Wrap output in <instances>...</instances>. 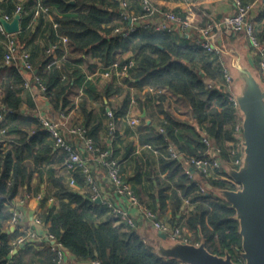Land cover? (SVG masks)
I'll return each mask as SVG.
<instances>
[{
    "label": "trees",
    "instance_id": "obj_1",
    "mask_svg": "<svg viewBox=\"0 0 264 264\" xmlns=\"http://www.w3.org/2000/svg\"><path fill=\"white\" fill-rule=\"evenodd\" d=\"M29 1L35 6L41 1L55 15L59 40L55 43L52 35V45L60 43L61 35H66L70 41L66 58L60 66L48 69L52 56L47 54L41 64L33 65L35 74L46 87L43 95L48 99L49 108L51 106V119L62 113H71L76 106L74 97L83 90L81 107L85 119L81 125L88 129V136L96 146L107 150V141H101L100 137L102 125L97 122L95 111H88L91 103L101 102L107 107L105 99L124 95L123 106L111 109L115 115L114 120L117 121L127 115L133 100L137 102L131 88H138L140 91L148 87L160 88L167 93L148 92L143 105L149 107L154 103L153 107L165 116V132L144 135L142 142L155 139L157 150L166 151L173 146L180 153L202 157L208 155V148L203 143V133H207L214 144L222 148V158L227 161L232 159L230 144L237 148L241 146L243 118L232 99L233 92L228 91L230 84L224 72V65H227L225 53L221 56L210 54L180 31L168 33L143 29L129 38L120 39L116 30L126 23L120 18L119 0ZM136 5L134 8L138 12L141 7ZM25 13L24 5L23 15ZM256 19L259 23L257 37L264 43V12ZM242 35L243 33L231 36L224 34L227 40H237ZM16 36L23 38L22 32ZM58 48L57 53L60 54L65 49L60 45ZM19 50L22 51L20 48ZM0 51L2 52L1 48ZM127 56L137 61V67L123 78L128 90H125L124 85L114 82L99 88L98 82L89 79L90 75L106 71L118 60L126 61ZM258 61L259 59L254 61V69L261 72ZM31 63L33 64L32 61ZM260 72L259 76L263 79ZM22 83L24 78L16 67L0 66V107L3 105L11 111L0 124V264H72L70 259L61 262L49 242L27 245L16 254L11 252V242L16 234L9 233L12 218L9 203L22 189L28 192L32 190L31 181L36 170L27 161L25 154L34 152L36 144L48 136L36 119L26 118L24 115L23 98L16 87ZM171 98L175 102H181L185 111L191 112L192 123L181 118L170 105H166ZM10 122V129H6L8 135L22 130L25 125L31 128L25 132L24 141L30 137L32 128L35 130V137L31 139L30 145L25 144L15 152L4 149L1 129L8 127ZM145 124L146 122L142 131L150 128ZM133 151L134 145L131 144L128 154ZM65 157L67 158L66 153L63 160ZM160 164L170 183L159 182L157 193L151 197H146L142 189L132 187L141 204L160 219V214L170 205L173 206L172 221L175 222L179 220L184 200H189L190 205L195 206L194 211L184 219L185 229L192 234L190 242H205L210 252L222 256L230 251L234 260L242 264L243 239L240 224L234 218L236 211L218 193L220 189H236L234 184L222 178L227 173L215 170L209 178L198 174V181H194L186 174L184 164L179 160L162 157ZM137 172L140 179L141 167ZM77 181L79 186L84 183L81 177H77ZM54 183L58 188V201L50 203V196L46 195L41 202L40 218L47 224L50 234L71 252L73 261L78 264L91 261L102 264H185L177 259L160 257L152 242L145 238L146 233L140 228L141 223L138 228L116 226L108 210L93 201L91 195L76 192L63 183L62 179H54ZM200 183L206 187V193L199 192Z\"/></svg>",
    "mask_w": 264,
    "mask_h": 264
},
{
    "label": "built area",
    "instance_id": "obj_2",
    "mask_svg": "<svg viewBox=\"0 0 264 264\" xmlns=\"http://www.w3.org/2000/svg\"><path fill=\"white\" fill-rule=\"evenodd\" d=\"M26 0H19V4L16 8V14H23L24 3ZM121 2L120 18L126 25L120 26L117 30V36L120 39H126L134 35L135 33L146 29L154 31H166L168 33L182 32L189 39H193L201 48L205 49L210 54L222 55V49L215 43L213 34L218 31L228 30L231 33H243L251 40V46L254 49L259 50V61L262 76L264 77V43H261L257 37L256 27L251 19V14L256 7H261L264 11V0H253L252 2H246L245 0H232L236 13L226 17L222 21L212 22L205 26L200 27L197 23L196 13L191 7L193 0H184L187 5V11L185 14H179L175 11L164 10L161 6L157 5L153 0H119ZM21 2V3H20ZM139 3L141 6V13L137 12L134 8V3ZM133 6V8H132ZM36 17H54L51 9L44 5L42 2H38L35 8ZM5 18L11 21L12 18L9 15L3 14V10L0 7V19ZM55 22V20H54ZM55 28L58 29V24L55 23ZM70 41L66 35L60 36V43L52 45L47 50V55L52 56V60L48 63V69L54 66H60L62 60L66 58ZM5 46L4 62L7 66L18 67L23 73H33L34 66L31 63V54L28 51H20L18 41L10 34H8L0 20V46ZM62 46L64 55L60 56L57 53L58 46ZM126 61L118 60L109 69L100 74L104 80H111L113 78L123 79L127 77L130 71L137 67L136 59L127 56ZM224 72L228 86V91L232 90V75L231 70L224 65ZM65 79V77H64ZM35 80L39 85L42 92H45L46 87L43 85L41 78L35 75ZM26 88H30L31 83L25 81ZM209 87H212L209 85ZM147 92L151 94H166L167 92L154 87H148ZM84 96L83 90L78 95L79 100ZM232 99L236 102V95L233 93ZM136 105V101H132V106ZM238 105V104H237ZM131 111V110H130ZM5 110L0 111V124L4 119ZM108 116L110 118V131L111 134L117 132V121H115V115L112 110H108ZM125 120L131 127H138L141 125L142 120L140 117L131 116V112H128L125 116ZM41 125L44 131L49 133L55 142L57 149L67 154V158L64 162L65 169L71 174L69 184L71 188H76L77 183L74 175L81 172L85 174L86 181L91 187L92 199L98 202L100 199L108 213L111 214L113 222L117 225H125L126 227L138 228L141 222L150 221L153 222V227L158 233H163L173 241H186L190 242V236H183L182 227H171L169 224L164 223L158 219L157 215L142 206L140 199L135 194L131 184L126 181L119 169L118 160L114 157V153L111 150H102L96 146L93 139L88 136V129L83 125H73L70 121V117L64 113L60 114L58 122H52L47 117L40 119ZM159 132L164 133L165 129L162 127ZM1 134L6 135L7 130L2 128ZM203 143L208 148V155L202 157L188 156L180 153L175 147L170 146L168 149V158L179 160L184 164L186 174L189 175L194 181H198V174H202L206 177H212L215 170L225 171L227 176H223L224 180L230 181L235 185V190L241 186L232 179L227 167L228 165L234 169H239L243 162L242 146L238 148L234 144H230L231 160L227 161L222 158V148L215 145L207 133H203ZM147 148L153 149L151 145ZM157 152V151H156ZM85 154H91L96 158L98 163L105 166L109 170L108 188L113 193L114 197L102 195V186L98 183L92 173L91 159L86 158ZM200 193H206V187L203 183L198 185ZM29 196L20 200L13 199L9 205L12 212V218L10 224L13 227H18L25 221L26 211L25 204L29 200ZM45 195L39 194L38 199L43 200ZM52 203L53 199H49ZM185 203L189 204V200H185ZM147 220V221H146ZM37 228L22 229L18 236L12 240V253H16L20 248L27 245H34L36 243L41 244L49 242L52 245V250L56 252L61 262L70 259L72 264H78L71 258V252L60 242L57 241L53 234H50L47 224L36 216L34 219ZM40 228V229H38ZM185 230V229H184ZM243 260V258H242ZM83 264H102L99 261H91Z\"/></svg>",
    "mask_w": 264,
    "mask_h": 264
},
{
    "label": "crops",
    "instance_id": "obj_3",
    "mask_svg": "<svg viewBox=\"0 0 264 264\" xmlns=\"http://www.w3.org/2000/svg\"><path fill=\"white\" fill-rule=\"evenodd\" d=\"M153 1L167 11H175L179 14H185L186 12L187 5L185 4L184 0ZM245 1L252 2L253 0ZM134 2L136 1L134 0ZM18 3V0H0V7L3 10V14L9 15L13 20L17 15L16 8ZM135 4H137L136 6L139 5V3ZM24 5L26 8V13L22 16L21 31L19 32H22L23 38L19 39L16 36L19 33L14 35V38L19 42V48L22 49V51L25 50L31 54V61L33 62V65L38 66L39 64H41L42 59L46 56V52L49 47H51L52 42L54 41L56 43L59 40V35L56 32L55 22L51 17H36V6L31 5V1L29 0H26ZM191 7L196 13L197 19L199 20L200 25L202 26H205L213 21H221L225 17L231 16L236 13V8L234 7L232 0H193ZM141 11V8L138 9L139 13H141ZM261 12L263 13L264 11L259 6L254 9L252 15L255 21L257 20L256 18ZM224 34H228V36H231V34L233 33L228 30H224L221 34L223 40L226 39ZM52 35H54L53 41L51 40ZM220 37L217 38V43L225 47L221 43ZM0 48L2 49V52L0 51V66H3L5 65V46L1 45ZM58 55L61 56L64 55V53H58ZM225 62L227 63V65H229V59L227 58V56L225 57ZM18 71L23 76L24 82L29 81L31 83L30 88H26L24 83L17 84L16 86L18 94L23 98L22 110L24 112L25 117L36 119L40 124V119L44 116L52 122H58L60 115L55 116L53 119H51L50 117L51 106L49 108L48 99L46 96L43 95V92L41 91L39 85L35 80V72L23 73L20 69H18ZM97 73L90 75L89 79L96 83V79H100L98 82H101L97 84L99 88L104 87L108 83L114 82L119 85H124L125 90H128V87L126 84H124L125 82H123V79L113 78L111 80L103 81L101 80L100 76H96ZM131 92L133 97L137 98V102L136 105H131V107L129 108V112H131V116H138L141 119H144V122H146L145 125L150 126L149 129H144L142 131V128L144 127L143 122L138 127H131L125 120L126 117H122L117 120L116 134H111L108 110L120 109L123 106L125 100L124 95L112 97L110 100L105 99V104L107 105V107L103 106L101 102H92L89 106L90 108H88V111H95L96 120L102 125V129L100 132L101 141H107L105 149L113 151L114 157L118 160L119 169L122 177L126 181H128L134 189H142L146 197H151L155 195L158 190V188L156 187L154 189L152 188L154 183H170L167 179V174L162 171L160 164V158H168V150H157L155 148V139H151L152 141L150 140L148 142H142V136L153 132L159 133L160 128L163 127V124L165 122V116L161 114L157 108L153 107L154 103H151L149 107L143 105V102L146 101L149 95L146 89L140 91L138 88H131ZM78 95H76L74 99H77ZM78 101L81 102H76L75 109L71 111V113L67 114L70 117V121L73 125H81L84 123L85 119V113L81 107L83 99ZM166 105H170L173 111L175 110L176 113H178V105H176V102L173 98L169 99L166 102ZM96 107H99V110H96ZM1 110H5L4 118H6L11 112L8 111L3 105L2 107H0V111ZM10 127L11 122L10 124H8V127H5L4 129H10ZM30 129L31 128H28V125H25L20 131L9 135H3L4 149L12 150L15 152L19 148L24 147L25 144L30 145L31 139L35 137V130L33 128L30 132V137L26 139L27 141H24L26 137L25 132L30 131ZM47 135L48 136L45 138L44 141H39L36 144L34 152L31 153L33 154V156L29 152H26L25 154L27 161L31 163L32 167L36 170V172L34 173L31 181L32 190L28 192L22 189L19 194L15 197L16 200H20L28 196L30 197L25 204V221L20 224V226L15 227L14 230H11L13 226L11 224L9 225V233H14L16 234V236L18 232L20 233L22 231V229L37 228V225H35L34 223V219L36 216H40V212L42 209V200L38 199L39 194L50 196L49 199H53L52 203L56 202V200L58 201V195L56 194L58 192V188L55 186L54 179H62L63 183L70 187L69 180L72 176L64 167L66 157L64 158V160L63 157L65 156V153L57 149L52 137L49 135V133ZM131 144L134 145V151L129 155L128 149H130ZM149 145H154L152 146L153 149L147 148ZM47 148H52L53 150H48ZM34 156H36L37 158L35 159ZM85 156L86 158L91 159L92 173L96 181L102 186V195L115 198V196H113V193L110 192L108 188V168L98 163L96 158L91 154H85ZM139 167H141L140 179L138 178L137 172ZM152 168L160 169L159 173L157 174L158 177L156 175H152V177H150V172ZM74 177L77 183V187L73 190L84 195L92 196L91 187L86 181L85 174L79 172L75 174ZM77 177L83 178L84 183L82 186L78 185ZM96 203L103 205L101 200ZM183 205L181 207V213L178 216V221H172L174 210L173 206L171 205L164 213L160 214L161 219L163 218L162 220H166V222L169 223L181 225L182 222L180 220H184L186 217L184 214V210L185 213L188 215V211H186ZM194 207L195 206L192 205L193 211ZM140 228L146 234H148V232L150 233L151 231L149 237L151 240H154L155 236L158 235V231L147 225L146 222H141Z\"/></svg>",
    "mask_w": 264,
    "mask_h": 264
},
{
    "label": "water",
    "instance_id": "obj_4",
    "mask_svg": "<svg viewBox=\"0 0 264 264\" xmlns=\"http://www.w3.org/2000/svg\"><path fill=\"white\" fill-rule=\"evenodd\" d=\"M0 20L8 34L21 31L22 14H17L11 21L3 17ZM226 52L243 118L240 138L243 162L239 169L227 167L229 176L241 187L220 189L218 193L236 211L234 218L240 224L243 239L242 264H264V82L254 69V61L246 60L240 48L234 47L231 51L227 48ZM152 244L160 257L177 259L185 264H240L230 251L223 256L210 252L205 242L171 241L166 234L158 233Z\"/></svg>",
    "mask_w": 264,
    "mask_h": 264
},
{
    "label": "rangeland",
    "instance_id": "obj_5",
    "mask_svg": "<svg viewBox=\"0 0 264 264\" xmlns=\"http://www.w3.org/2000/svg\"><path fill=\"white\" fill-rule=\"evenodd\" d=\"M19 1V0H18ZM41 2V1H40ZM21 3V2H20ZM188 9H187V7H186V11H187ZM252 14H253V12H252ZM251 14V19H252V21L254 22L255 20H254V17H253V15ZM23 15V14H22ZM197 17V16H196ZM228 17V16H227ZM226 18V17H225ZM224 18V19H225ZM53 20H55V23H57L56 22V19H55V15H54V17L52 18ZM223 19V20H224ZM198 20V19H197ZM222 21V20H221ZM213 22H218V21H213ZM197 23H198V25H200V22H199V20L197 21ZM210 23H212V22H210ZM209 24V23H208ZM254 24H255V27H256V29H257V27H258V22H254ZM200 27H201V25H200ZM222 32H223V30L221 31V32H218V31H216L214 34H213V36H214V39H215V43L222 49V54H224L225 52H226V50H227V48L231 51L234 47H236V48H240V51L243 53V55L245 56V58H246V60H248L249 58H251L253 61H256V60H258V59H260V57H259V50H257V49H254L252 46H251V40H249V38L247 37V36H245L244 34L242 35V36H240V37H238V39L237 40H227V39H225V40H223V38H222V36H221V34H222ZM14 35H16V34H14ZM221 36V37H220ZM218 37H220V41H221V43L225 46V47H223L222 45H219L218 43H217V38ZM225 51V52H224ZM225 55L227 56V58L229 59L230 57H229V55L227 54V52L225 53ZM258 65H260V61H258ZM230 64L229 65H227V67L230 69ZM259 72H260V70L259 69H257V71H256V73H257V75L259 76ZM261 73V72H260ZM100 72H98L97 73V75L96 76H100ZM101 77V76H100ZM259 77H261V76H259ZM261 79H262V77H261ZM263 79H264V77H263ZM262 79V80H263ZM101 80H103V81H106V80H104V79H102L101 78ZM96 81H97V79H96ZM99 81V80H98ZM97 81V82H98ZM101 82V81H100ZM100 82H98V83H100ZM146 89H148V88H146ZM232 90H233V93L234 94H236L237 93V88H236V86L234 85V84H232ZM84 97V96H83ZM83 99V98H82ZM81 99V100H82ZM75 100V102H78V103H80L81 101H78L79 100V98L77 97V99H74ZM176 105H178L177 107H178V115L181 117V118H183V119H185V120H189V121H191V123H192V114H191V112H187V111H185V108H184V106H183V104L181 103V102H176ZM176 107V106H175ZM90 108V107H89ZM102 108V107H101ZM96 110H99V107H96ZM97 112V111H96ZM138 117V116H137ZM142 120V122L144 123V119H141ZM142 124V123H141ZM161 129V128H160ZM118 165H119V163H118ZM158 167V166H157ZM185 169V168H184ZM159 168H152V170H151V174H150V177H152V175H156L157 177H158V173H159ZM160 177V176H159ZM161 178V177H160ZM152 180V179H151ZM153 181H154V179H153ZM151 186V185H150ZM133 187V186H132ZM158 188V183H154L153 184V189L154 188ZM100 200V199H99ZM98 200V201H99ZM184 205V208L186 209V211H188V215L189 214H191L192 212H193V210H192V205H190V203L189 204H187V203H185V200H184V203H183ZM144 208H146L144 205H142ZM146 209H148V208H146ZM184 214H185V216H187V214L185 213V210H184ZM159 218V217H158ZM160 219V218H159ZM163 219V218H162ZM162 219H160L161 221H164V220H162ZM147 221V220H146ZM184 221L185 220H182L181 222H182V224L181 225H173L172 223H169V222H166V220L164 221V223H167V224H169V226H171V227H173V228H175V227H182L183 226V232H184V234H183V236L185 235V236H190L191 237V233L188 231V230H186L185 229V227H184ZM145 222V221H144ZM115 224V223H114ZM116 226H119V225H117V224H115ZM147 225H149L150 227H152V228H154L153 227V222H150V221H147ZM155 229V228H154ZM185 229V230H184ZM150 233H151V231H150ZM150 233L148 232V234H146V236H145V238L147 239V240H149V241H151L152 242V240L149 238L150 237ZM18 236V235H17ZM16 235L13 237L14 239L17 237ZM168 237V236H167ZM171 241H173V239H171V238H169ZM175 241V240H174ZM18 252V251H17ZM13 254H16V253H13Z\"/></svg>",
    "mask_w": 264,
    "mask_h": 264
}]
</instances>
